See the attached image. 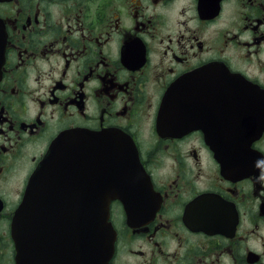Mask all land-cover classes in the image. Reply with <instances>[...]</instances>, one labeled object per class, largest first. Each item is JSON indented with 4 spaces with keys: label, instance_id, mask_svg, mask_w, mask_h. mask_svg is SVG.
I'll use <instances>...</instances> for the list:
<instances>
[{
    "label": "flooded vegetation",
    "instance_id": "1",
    "mask_svg": "<svg viewBox=\"0 0 264 264\" xmlns=\"http://www.w3.org/2000/svg\"><path fill=\"white\" fill-rule=\"evenodd\" d=\"M0 31V264L67 130L131 137L160 199L145 222L112 203L110 264H264V0H7ZM174 84L190 122L162 111Z\"/></svg>",
    "mask_w": 264,
    "mask_h": 264
},
{
    "label": "water",
    "instance_id": "2",
    "mask_svg": "<svg viewBox=\"0 0 264 264\" xmlns=\"http://www.w3.org/2000/svg\"><path fill=\"white\" fill-rule=\"evenodd\" d=\"M7 1V0H0ZM4 37L0 31V69L3 62ZM1 74V70H0ZM1 76V75H0ZM178 97L169 94L166 107L169 109H182L190 107L185 103L176 104ZM117 142L113 145V167L119 171L120 177L117 191L113 199H119L127 212L144 206L146 212L153 210V193L149 181L141 172L137 154L131 140L111 135L90 134L85 131H69L58 137L51 145L38 169L30 178L24 196L16 210L11 233L17 251V262L22 264L34 253H39L41 244L51 243L49 236L59 227L60 232L69 236L70 242L78 243V235L82 234L84 249L83 264H108L113 251L114 232L109 222L107 198L94 207L91 203L80 204L77 198L65 194L69 183L66 178L67 157L77 159L81 149L88 143ZM70 142V144H68ZM73 142H76L73 145ZM109 146V145H107ZM117 149V150H116ZM80 150V153H79ZM116 150V151H114ZM117 165H119L117 169ZM71 174V173H70ZM126 175V176H125ZM143 176V179L141 177ZM137 199V200H136ZM107 203V204H105ZM148 216H145V220ZM75 254V253H74ZM23 264H29L24 262Z\"/></svg>",
    "mask_w": 264,
    "mask_h": 264
}]
</instances>
